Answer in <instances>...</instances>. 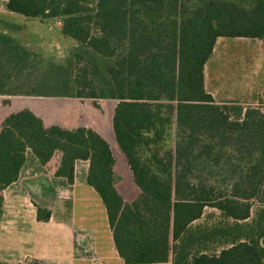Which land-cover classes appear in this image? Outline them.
I'll list each match as a JSON object with an SVG mask.
<instances>
[{
	"label": "trees",
	"instance_id": "1",
	"mask_svg": "<svg viewBox=\"0 0 264 264\" xmlns=\"http://www.w3.org/2000/svg\"><path fill=\"white\" fill-rule=\"evenodd\" d=\"M5 8L58 19L60 32L77 42L75 65L84 53L108 60L102 85L89 78L99 67L86 60L67 81L69 92L26 94L115 100L114 140L139 193L122 201L109 144L94 128L46 126L28 109L0 124V192L17 178L23 146L40 158L75 146L58 173L70 176L74 157L88 159L87 182L103 199L126 263L163 262L171 254V264H264V112L216 101L203 79L218 37H264V0H5ZM171 123L174 146L163 151ZM253 199L259 206L252 213ZM35 207L37 219L49 218L48 209ZM205 207L218 209L219 220L192 225ZM2 211L0 193V217ZM247 219L243 229L238 223ZM221 221H234L236 231L216 228Z\"/></svg>",
	"mask_w": 264,
	"mask_h": 264
},
{
	"label": "crops",
	"instance_id": "2",
	"mask_svg": "<svg viewBox=\"0 0 264 264\" xmlns=\"http://www.w3.org/2000/svg\"><path fill=\"white\" fill-rule=\"evenodd\" d=\"M222 38L254 41L263 37H218L212 53ZM208 92L215 99L213 92ZM106 99L114 101L106 102L104 106L111 119L115 100ZM240 100L236 101L241 103ZM20 109L32 111L46 126L59 125L72 129L80 125L90 126L107 140L112 152L115 140L111 123L103 131L97 125L79 121V114L87 110L75 98L0 94V124L9 113ZM69 152L75 154L76 147H55L48 157L40 158L32 146H23L19 174L0 192L3 197L0 260L10 264H22L29 260L39 264H171V254L167 261L153 263H126L119 256L103 199L87 182L88 159L74 157L70 176L58 173L61 161ZM35 204L50 211L47 220L37 219ZM206 209L199 219L204 218L206 211L220 213L214 207Z\"/></svg>",
	"mask_w": 264,
	"mask_h": 264
},
{
	"label": "rangeland",
	"instance_id": "3",
	"mask_svg": "<svg viewBox=\"0 0 264 264\" xmlns=\"http://www.w3.org/2000/svg\"><path fill=\"white\" fill-rule=\"evenodd\" d=\"M59 26L60 22L56 18L41 19L11 12L5 8V0H0V89L41 94L69 92L67 81L77 77V68L86 60L100 69L98 74H89L94 83L102 85L107 80L103 64L108 60L84 53L83 60L75 65L72 53L77 48V42L63 35ZM242 40H219L216 50L205 64V88L211 90L219 101L237 102L246 97L240 100L242 106H256L264 112V37L254 41ZM64 97L75 98L87 110L79 114V121L97 125L103 131L108 129L110 114L104 106L106 102L114 101L106 98ZM173 146L174 124L171 123L165 127L160 148L172 151ZM112 153V178L116 191L124 201L136 199L139 188L133 180L125 154L116 142L112 146ZM251 202L253 213L258 209L259 202L255 199ZM218 216L211 210L206 211L204 218L197 219L192 225L213 226L210 223L219 220ZM249 219L238 224L245 229L244 225L251 222ZM233 224L234 221H230L216 225V228L233 232V227L234 231L237 229ZM32 263L29 260L22 264Z\"/></svg>",
	"mask_w": 264,
	"mask_h": 264
},
{
	"label": "built area",
	"instance_id": "4",
	"mask_svg": "<svg viewBox=\"0 0 264 264\" xmlns=\"http://www.w3.org/2000/svg\"><path fill=\"white\" fill-rule=\"evenodd\" d=\"M97 259H100L99 257H97Z\"/></svg>",
	"mask_w": 264,
	"mask_h": 264
}]
</instances>
